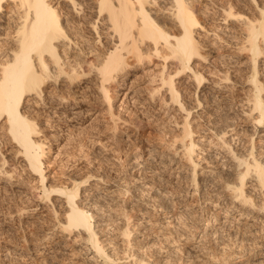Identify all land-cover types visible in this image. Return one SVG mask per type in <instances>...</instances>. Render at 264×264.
I'll list each match as a JSON object with an SVG mask.
<instances>
[{"label":"rangeland","instance_id":"rangeland-1","mask_svg":"<svg viewBox=\"0 0 264 264\" xmlns=\"http://www.w3.org/2000/svg\"><path fill=\"white\" fill-rule=\"evenodd\" d=\"M224 1L228 0L194 1L199 7L200 14L197 15L207 27L205 30L198 29L196 33L205 58L197 57L191 65L205 75L199 88L191 71L176 74L178 62L171 58L164 60L160 54L136 68L128 66L120 74L113 87L119 89L123 78L127 79L128 86L116 94L111 108L99 90L96 72L87 75L81 84L59 80L56 93L68 92L64 95L68 96L67 101L58 100L53 92V81L45 85L42 95L50 98L46 99L48 102L54 99L55 107L51 103L43 106L42 99L39 104L36 95L32 96L34 100L31 97L25 100L24 105L34 115L40 116H36L40 133L35 137L43 143L44 184L40 182L39 174L27 168L22 155L17 153L16 145L6 140L2 129L4 120H0V164L3 166L0 173V264L105 263L101 258H93L94 251L89 244L76 237L77 232L68 235L59 226L58 220L64 219L67 209L65 198L57 193L50 194L49 200L43 198V185L50 189L71 186L75 180L81 181L79 178L82 176L88 181L80 184L77 199L90 202L94 211L99 208L98 213L104 212L100 213L102 217L99 214L95 216L96 229L100 226L97 232L102 240L106 238L107 252L111 251L110 255H114L115 260L118 254L119 258L123 257L127 248L123 241L126 238L121 237V229L118 230L125 224L132 230L129 248L132 245L131 251L134 248L133 253L138 252L149 264H264V219L260 218L261 214L255 216L248 207L240 214V204L230 203V194L220 189L222 185L218 188L222 183L219 179L222 172V176H231L229 172L233 171V167L230 168L233 160L212 129L216 118L217 123L228 115L229 122L226 121L229 125L226 124V128L223 125V130L227 129L225 138L234 151L248 154L253 140L255 156L259 153L264 161V126L252 120L256 112L251 113V105L247 103L251 83L245 79H248V67L251 66V71L252 65H249L250 60L247 61L248 53L239 49V24H233L231 20L222 21L220 8ZM239 2L248 12V17L256 15L264 6V0ZM8 13H3L5 19L0 21L5 27L13 22L12 13ZM237 30L240 32L237 33ZM7 40L2 34L0 46ZM259 57L256 61L258 78L264 84V55ZM129 71L134 74L131 79L125 75ZM170 76H173L175 89L179 91V100L189 109L190 119L185 117L187 112L178 103L170 100L168 86L163 84ZM184 118L189 119L191 127L197 130L193 134L195 141L199 142L197 153H194V160L198 162V168H195L196 186L188 183L190 162L182 156L180 141L174 143L177 138L173 139L179 137L176 133L182 130ZM245 151L248 152L242 153ZM251 181L255 184L253 179L247 180L245 190L253 192H250L253 199H258L260 190L251 185ZM122 207H127L126 211ZM127 213L130 217L134 215L131 220ZM203 230L207 232L204 234ZM242 230L245 233H241ZM220 240L226 241L223 244ZM237 240L244 243H237ZM112 251L118 253L112 254ZM240 252L241 255L238 254ZM132 260L127 254L116 262L130 264Z\"/></svg>","mask_w":264,"mask_h":264},{"label":"bare ground","instance_id":"bare-ground-1","mask_svg":"<svg viewBox=\"0 0 264 264\" xmlns=\"http://www.w3.org/2000/svg\"><path fill=\"white\" fill-rule=\"evenodd\" d=\"M194 1L195 0H0V21L3 18L5 19V15L3 14L5 12L6 14L8 12L12 13L11 19L13 21L11 24L7 23V27H5V24H1L0 22V36L5 34L7 39H10V42H7V40L3 46H0V48L4 47V49H0V82H4L6 78H17L21 69L25 71V79L27 81L19 99L15 102L11 115L9 114L6 99L3 101V104L0 105V120H4L2 129L6 140L16 145L17 153L22 155L27 168L31 172L39 174L40 182L42 184H44L45 180V174L43 173L42 168V158L45 154L43 143L35 137L40 133V129L38 128L39 119H37V117L39 118L40 116L34 115L33 112H31L24 105L25 100L28 97L32 98V96L36 95L39 98V104L42 99L41 104L43 103V106H46V104L50 105V103L53 105L56 102L54 99H52L54 102L52 100L51 102H48L46 99L50 100V98H44L45 96L42 95L45 93V85L48 86V84H52L51 82L53 81V84H55V87H53L55 91H52L56 93L58 88L56 87V83L59 80L62 81L63 79H66L68 84H81L82 80L87 75L91 72H96V75L99 77V84L97 80L99 90L103 93L105 101L107 102L109 108H111L114 99H116V94L128 86L127 79L123 78L122 82L119 84V89L113 87V83L120 76V74L124 72L128 66L134 65L136 68L137 65L144 64L152 57L160 54L164 60L171 58L178 62V71L176 72L175 70L176 74H180L184 71L186 72V70L191 71L194 82L196 83L195 85L199 88L204 82L205 75L203 76L199 73L200 71L197 72L198 70H194L191 65L192 60L197 57H203V53H201V49L203 47L199 43L196 33L197 31L199 32L198 29L200 28L205 30L206 26H203L201 19L198 17L199 15H197L200 14L198 13L199 7L196 5L197 3H194ZM255 1L256 0H252L253 3ZM240 2L239 0H228L223 3L222 8H220L222 9V17H220L224 22L231 20L232 23H238L240 26L238 27L241 28V32L238 31L239 29L237 30V33L240 32L241 34H239L241 36V42H238V44H240L239 49L240 51H245L246 54L248 53V56H246L248 58L247 61L250 60L249 62H251V64L249 65H252L251 71H249L251 66L250 68L248 67V71L250 73L247 71L249 75L246 74L248 79H245L251 83V88L248 90L250 92L248 93L247 103L251 105H249L251 113L256 112L252 120H255L257 124L264 126V95H262L264 92V84L261 82L260 77L258 78L256 65L257 58L264 55V6H261L259 10L260 12H256V15H253L255 14L253 13V16L248 17V12L244 11V5L241 2L242 6ZM200 17L202 16L200 15ZM205 21L206 20H204V22ZM228 24L229 23H227V25ZM34 25L35 31L33 30ZM227 25L225 26L227 27ZM225 29L226 28L224 27V30ZM204 58L205 56L203 59ZM130 59L131 61H129ZM10 63L13 67H9ZM259 66L260 65L258 64V67ZM132 72L133 71H129L125 75H129V79H131L134 75ZM225 79L228 80L227 77ZM163 84L168 86V90L171 93L170 100L178 103L180 108L187 112V116L185 117L188 118L191 116L189 109L184 107L185 103L183 105V103L179 100L181 97H179V91L175 89L176 85L174 83L173 76L164 80ZM64 92L65 91L63 90L59 94H54L59 97V99L56 97L58 100H65L68 96L66 97L64 95L68 92ZM65 101H67V99ZM198 101H200V99ZM204 102L206 103V101ZM54 105L53 107L56 106ZM199 105H201L200 102ZM224 117V119H219L220 121L217 120L219 121L217 123L215 121L217 119L216 118L213 122L212 129L214 130L215 135L219 137V142L223 148H225L224 150L232 156L233 162L231 163L233 166L230 168L233 167V171L230 169L231 171L229 173L231 176L229 177L222 176V172L221 176H219V179H221V181H219L222 183L219 184L216 180L217 184L220 185L217 186L220 188L222 185V188L220 189H225V192L230 194V198H232V201L228 198L230 203L235 204L237 202L240 204V214L246 207H248L251 208L253 211L252 213L255 216H260L261 214L260 218L264 219V161L260 159L262 156L259 153L258 156H255L257 153L254 151L255 144L253 145V140L251 141V147L248 148L249 152H242H248V154L238 153L236 152L237 150L234 151V149L231 148L229 141L225 138V135L227 134L225 131L227 129H225V131L223 130V127L228 124L229 118L228 115ZM187 118H184L186 120L184 121L183 119L182 121L183 127H181L182 130L180 133H176L179 137H175L173 139L177 138L174 140V143L177 140L180 141L181 145H179V149H182V156L185 158V161H188V163L190 162V164H188L189 171L187 170L188 174L190 172L187 177L189 180L188 183L196 186L197 174L195 168L197 167L198 162L196 163L194 160V153L196 152V148L198 146L197 143L199 142H197V140L195 141L193 137L195 128H192L190 125L191 122H188L190 117L189 119ZM211 136H213V134ZM174 143L172 144L173 146ZM177 150L178 149H176V151ZM259 155L261 157H259ZM3 158L1 159L2 164L5 165V160ZM2 168L3 166L0 164V173L3 172ZM231 172H233V174H231ZM82 177L79 178L81 181L75 180L71 186H56L50 189L44 187L43 185V198L49 200V196L52 193L60 194L65 198V205H67V209H65L63 214L64 219L58 220V224L63 232H67L68 235L77 232L76 237H80V239L89 244V248L94 251L95 257L93 256V258H95V260L96 258H101L107 264H118L116 260H120L128 254V257L133 258L132 262L130 261V264H149L147 259L146 262L140 254V256L137 254L138 252H135L136 254L133 253L135 250L134 248L133 251H131L132 245L131 248H129L131 244L130 235L132 234V230L125 224H122L121 226L119 224L120 227H118L119 231L121 229L120 236L122 235L126 238V240H123L125 238H121L126 242L124 245L127 246V248L123 251L124 256L119 258L118 254L116 255L118 258L116 257L115 260L113 258L114 255H110L111 251L109 253L107 252V240L106 238L105 240H102L99 232H97V229L100 226L96 229L97 223L95 216L97 214L100 216L103 211L100 209L101 212L98 213L99 208L94 211L95 209L93 210L90 202L87 203L85 200L78 201L77 199L79 196L80 184H85V182L88 181V178L82 179ZM249 179H253L255 181V184L251 181V185H255L254 187L260 190L258 191L260 192V198L258 197V199H255V197L253 199V196L250 194L251 191L248 190L249 192H247L245 190V186L248 183L247 180ZM251 185L249 186L253 187ZM124 191L123 193H125ZM218 191L222 192L220 190ZM128 192L130 191L128 190ZM251 193L253 194V192ZM157 196L160 197L159 195ZM92 203L93 202L91 201V204ZM126 203L127 201L125 202V205ZM158 204L160 203L158 202ZM126 208H124V211H126ZM163 208L165 207L163 206ZM166 210L167 209L165 208V211ZM128 211L129 210H127V212ZM225 212H227V210ZM120 216L126 218L123 214ZM126 216L130 219L134 215L130 217L127 213ZM247 217H249V215H247ZM196 228H198V226ZM244 230L246 232V229ZM205 231L204 234L207 232ZM242 232L243 230L241 233ZM104 233L101 234H107L106 232ZM235 235H237V233ZM241 236L243 237L242 234ZM243 240H237L236 242L239 243L238 241H240L241 243ZM245 240L247 241L248 238ZM220 241L219 243L223 240L221 242ZM225 241L226 240L222 243L224 244ZM110 242H113L112 239ZM215 243L217 245L218 242ZM242 243H244V241ZM112 244L113 243H111V245ZM223 244L220 245L222 246ZM226 246H228V244ZM241 246L242 245H240V247ZM140 248L138 247L137 249ZM242 250H244L243 247ZM248 250L251 251L249 248ZM114 252L112 254H114ZM251 252L249 254H251ZM241 253L242 252L238 254L241 255ZM224 259L225 258L222 260ZM225 261L223 262L225 263Z\"/></svg>","mask_w":264,"mask_h":264},{"label":"snow or ice","instance_id":"snow-or-ice-1","mask_svg":"<svg viewBox=\"0 0 264 264\" xmlns=\"http://www.w3.org/2000/svg\"><path fill=\"white\" fill-rule=\"evenodd\" d=\"M35 31V25L33 26ZM9 67H13L10 63ZM27 81L25 79V71L21 69L20 74L17 78H6L4 82H0V105L3 104V101L7 100V107L9 114L11 115L16 100L19 99L21 92L24 90Z\"/></svg>","mask_w":264,"mask_h":264}]
</instances>
